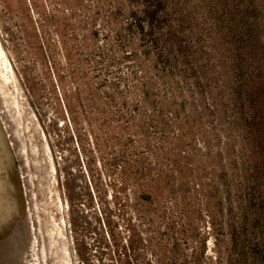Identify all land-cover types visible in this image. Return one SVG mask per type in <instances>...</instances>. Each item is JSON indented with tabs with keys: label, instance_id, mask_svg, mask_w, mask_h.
Here are the masks:
<instances>
[{
	"label": "rangeland",
	"instance_id": "1",
	"mask_svg": "<svg viewBox=\"0 0 264 264\" xmlns=\"http://www.w3.org/2000/svg\"><path fill=\"white\" fill-rule=\"evenodd\" d=\"M0 264H264V0H0Z\"/></svg>",
	"mask_w": 264,
	"mask_h": 264
},
{
	"label": "bare ground",
	"instance_id": "2",
	"mask_svg": "<svg viewBox=\"0 0 264 264\" xmlns=\"http://www.w3.org/2000/svg\"><path fill=\"white\" fill-rule=\"evenodd\" d=\"M2 54L1 48H0V55Z\"/></svg>",
	"mask_w": 264,
	"mask_h": 264
}]
</instances>
